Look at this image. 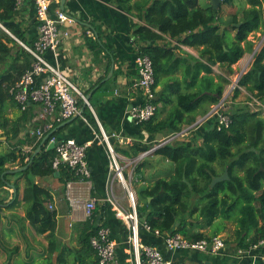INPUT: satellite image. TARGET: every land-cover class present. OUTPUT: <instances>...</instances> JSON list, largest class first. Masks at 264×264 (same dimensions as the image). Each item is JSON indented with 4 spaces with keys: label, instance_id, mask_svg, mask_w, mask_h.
<instances>
[{
    "label": "trees",
    "instance_id": "trees-1",
    "mask_svg": "<svg viewBox=\"0 0 264 264\" xmlns=\"http://www.w3.org/2000/svg\"><path fill=\"white\" fill-rule=\"evenodd\" d=\"M245 1L248 8L242 11L241 18L236 13L223 19L220 8L203 7L200 0H113L138 20L134 24L137 55L148 56L154 63L156 89L159 88L155 104L170 108L165 114L157 108L153 119L143 124L149 133L154 136L159 133L166 136L181 134L196 124L199 114L207 115L222 101L227 86L231 84L230 77L235 73L234 65L254 50L249 35L264 26V0ZM17 7V0H0V24L25 45L33 46L37 39L25 40L23 24L16 18ZM222 26L234 27L235 36L232 37L228 30L222 34ZM0 37L13 46L18 45L1 28ZM96 45L92 47L97 49ZM180 45L194 49L198 57L184 51ZM19 46L22 53L13 56L12 48L0 41V64L9 67L0 74V113L7 102L15 104L10 90L33 61L32 56ZM135 72L137 74V70ZM238 86L245 88L252 96V102L256 100L264 106V46L255 55L251 68L239 79ZM241 92L239 88L234 90V103ZM233 106L226 109L233 121L229 129L218 130L214 123L203 135L201 143L196 141L197 135L192 143H169L155 151L172 162L174 171L170 178L156 180L142 190L143 201L137 200V213L140 221H145L153 231H159L161 237L178 233L190 241L211 240L219 233V228L211 235L193 232L194 228L213 227L218 219L230 220L235 216V246L227 249V253L237 254L240 249H247L264 237V117L261 111H252L248 104ZM84 115L95 124L89 111L86 110ZM12 126L14 128L8 129L9 120L0 118V129L4 134L8 137L7 130H10L12 139H17L21 129L16 123ZM31 137L28 133L17 143L33 144L35 138ZM45 144L33 161V153L23 154L20 149L0 151V204L7 203L9 197L10 192L5 189L7 181L18 175L15 183L17 199L9 208L22 201L25 203L26 215L22 221L28 222L35 233L48 234L52 255L58 226L57 212L47 207L53 199L49 190L36 184L32 178L56 176L64 185L81 178L67 167L54 169L55 150L47 149ZM39 145L41 143L36 147ZM148 150L138 146L131 149L136 156ZM15 164L28 168L20 174H4ZM226 169L230 179L212 187L213 177H221ZM136 170L138 172L140 166ZM24 178L26 186L19 193V183ZM95 211V215L80 224V248L77 254L70 252L75 255L77 263L74 264H98L91 239L108 225L104 223V217H100V209ZM190 252L178 251L184 255ZM88 258L90 262H87ZM57 264L69 263L61 256Z\"/></svg>",
    "mask_w": 264,
    "mask_h": 264
},
{
    "label": "crops",
    "instance_id": "crops-1",
    "mask_svg": "<svg viewBox=\"0 0 264 264\" xmlns=\"http://www.w3.org/2000/svg\"><path fill=\"white\" fill-rule=\"evenodd\" d=\"M52 1L51 15L55 16L57 11H63L73 20V23L60 26L62 30H70L71 35L63 39L58 57L55 58L52 53H47L45 58L53 65H59L61 71L79 91L86 97L90 96L89 105L84 107V103L81 102L79 114L68 122L57 125L54 133L59 140L74 139L77 143L88 146L87 161L91 170V179L72 181V190L69 192L68 183L67 185L62 184L56 176L32 178L36 184L49 190L53 199L47 203V207L51 204L58 216V226L54 237L55 250L51 255L48 234L39 235L28 222L22 221L26 215L25 203L22 201L14 208H9V205L17 199L18 190L15 183L19 176L10 177L5 186V189L10 192L7 203L0 204V219L5 222L1 223L4 226L0 231V264H57V259L61 256L69 264L77 263L75 255H71L70 252L77 254L80 248L79 227L89 219L84 212L83 203L92 197L97 198L100 217H104V223L106 222L111 230V237L117 245L119 264H135L129 226L116 216L117 209L131 211V203L125 187L112 169L111 156L107 144L102 139V133L110 137L111 147L118 156V163L123 169L124 180L132 188L139 202L143 201L141 194L143 189L156 180L170 178L174 171L172 162L155 154V151L150 152L160 140L167 136L162 133L152 135L144 125H137L130 116L131 108L139 100L138 93L130 91L132 83L137 79L134 68L137 57L134 24L138 20L126 13L113 0ZM16 18L23 24L25 40L37 39L38 21L33 0H24L17 7ZM0 28L7 34V29L1 24ZM14 40L19 45L20 40L17 38ZM96 44L97 49L92 47ZM180 47L198 57L195 50L183 45ZM113 78L115 79L111 81ZM158 91L159 88H157V93ZM10 104H13L16 112L5 116L9 120L8 129L14 128L12 125L16 123L21 129V134L19 138L12 139V131L7 130L9 132L7 137L4 130L0 129L3 132L0 138L4 140L1 141L0 151L16 148L20 149L23 154L33 153L36 157L45 142L44 146L47 149H53L54 145L49 143L48 139L39 142L33 137L35 138L33 144L20 145L17 143L19 139H24L31 130L38 126L41 127L43 123L37 119L39 110L37 106H31L27 111H22L16 102L15 104L10 102ZM157 107L162 109L164 114L170 109L162 105H157ZM4 109H6V104ZM86 110L90 112L95 124L85 117ZM198 111L200 112V109ZM24 112L27 114L23 115ZM209 115L210 113L206 116L199 114L196 129L193 132L191 130V132L177 135L170 143L185 142L188 136L192 138L199 135L201 128L199 124ZM202 138L197 137L198 141H196L201 143ZM193 141L194 139L190 142ZM37 143L41 145L36 147ZM135 146L147 147L149 150L136 156L131 151ZM139 166L140 170L137 172L136 169ZM8 168L7 172H13L23 167L15 164ZM25 186L26 178L19 183V193L23 192ZM68 193L75 199L81 200V206L73 207ZM230 220H234V217ZM218 228L220 231L216 236L222 237L227 247L225 253L221 255H206L192 251L184 255L170 251L163 237L147 232L144 228H141L140 235L144 243L159 247L171 263L185 261L194 264H249L248 258L231 254V251L227 253V249L235 246V237L231 238L229 234L222 235V226ZM208 229L212 231L210 234L216 231L212 230V227H204L194 228L193 232L208 234ZM87 262H90L89 258Z\"/></svg>",
    "mask_w": 264,
    "mask_h": 264
},
{
    "label": "built area",
    "instance_id": "built-area-1",
    "mask_svg": "<svg viewBox=\"0 0 264 264\" xmlns=\"http://www.w3.org/2000/svg\"><path fill=\"white\" fill-rule=\"evenodd\" d=\"M23 1L17 0V6L19 7ZM33 1L36 6V18L39 22L37 40L33 46H27L18 41L32 56L33 61L30 68L24 72L10 92L22 111H27L31 106L39 108L37 119L43 125L31 130L30 134L39 142L48 139V142L54 145L56 155L52 161L53 168L67 167L82 180H90L91 170L87 161L88 146L79 144L74 139L59 140L54 133L57 125L68 122L79 114L81 102L88 104L86 96L65 76L59 65H53L45 58L47 53H52L55 58L58 57L63 39L71 35L70 30H62L60 26L63 24L71 25L73 20L63 11H57L55 16H52V0ZM134 64L137 70V79L132 83L130 91L137 92L139 100L131 108L130 116L137 125H143L153 119L158 108L155 104L157 98L155 68L153 61L148 56L137 55ZM236 88L241 87L234 85V89ZM254 101L258 103V101ZM225 102L224 98L219 105L214 107L211 114L216 118L215 126L218 130L229 129L233 123L230 115L225 113L226 110L225 112L221 111L225 107ZM260 111L264 116L263 105ZM191 130L192 127L181 134ZM177 135L180 134H171L160 140L158 145L150 152L169 144ZM102 139L108 146L112 169L125 187L131 203V211L126 212L123 209H117L116 216L129 226L134 263L172 264L159 247L142 241L141 228L158 236H161V234L159 231H153L145 221H140L137 213V197L124 180L123 169L118 163V156L111 147L110 137L103 132ZM71 182L68 183L69 192L72 190ZM68 198L73 207L81 206V200L75 199L70 193H68ZM97 205L98 200L95 197L89 198L83 203L84 212L88 218L93 216ZM48 208L54 210L51 204ZM164 242L167 248L173 252L192 251L206 255H221L225 253L227 248L224 239L220 236H214L211 240L190 241L177 233L164 237ZM91 245L97 252L98 264H119L117 245L111 239V230L108 227H102L98 231L97 235L91 239ZM237 256L248 258L249 264H264V237L253 243L249 248L240 249Z\"/></svg>",
    "mask_w": 264,
    "mask_h": 264
},
{
    "label": "rangeland",
    "instance_id": "rangeland-1",
    "mask_svg": "<svg viewBox=\"0 0 264 264\" xmlns=\"http://www.w3.org/2000/svg\"><path fill=\"white\" fill-rule=\"evenodd\" d=\"M232 1L233 2H231L229 0V3L222 2L219 5L220 16L223 19H226L230 15L236 14V13L239 14L240 18H241L242 11L244 9L248 8L247 3H246L245 0H232ZM200 5L203 6V7L209 6V5H211V0H200ZM222 28H223V26H222ZM226 30H228L230 32L232 37L235 36L236 30H235L234 27H232V26L225 27L224 26V31H226ZM249 40L254 42V50H253V52L246 53L245 56L236 65H234L235 73H234V75L232 77H230L231 84L228 85L227 88H226V92H225L224 97H223V99L225 98L226 102H225L224 109H221L222 112H225L227 107H228V109L235 107V106H233V104L234 105L238 104L240 107L245 106L246 104H248L252 111H260V108L262 106L260 103H257L254 100L252 102L250 100L252 98V96L245 90V88H239L242 92H241L240 96L237 98L235 103L232 100L233 92L235 90L234 89L235 83L238 82L239 79L242 77V75H244L251 68V65H252V63L254 61L255 55L264 46V26L258 32L251 33L249 35ZM0 41H3L6 45H8V47H11L13 45L11 43H7L1 37H0ZM11 48H12V55L13 56H17V55L22 53L21 47L19 45H17V44H14V46H12ZM21 60H23V59H21ZM8 62H11V60L9 59ZM6 68L9 69L7 64H5V63L4 64H0V74H2L3 70L6 69ZM215 71L217 73H220V70L217 67H215ZM10 102H7L9 104H6V109H4V110L2 109L3 113H0V118H2V119L6 118L5 116L7 114L10 115L11 113H15L16 112V110L14 109L13 104H10ZM216 106H214V107H216ZM214 107L211 108V110L209 112L210 115L207 118L203 119L201 121V124H199V125H201V129H205L204 132H202V133L200 132V134L198 135V137H200V138L203 137V135L206 133L207 130H210L213 127V124L216 121V118L214 116H211ZM1 108H4V107H1ZM202 116H204V115L202 114ZM196 127H197V125L192 126V132L196 129ZM2 135H3V132L0 131V137L1 138H2ZM196 136L197 135H195L192 138H190V136H188L185 140L187 141V143L188 142L192 143L190 141L193 140V139H196ZM1 138H0V141H4V140H1ZM235 219H236V216L234 217V220H227V221H224L225 219L220 218V220L218 219L217 222L214 224V226L212 227V230H216V228H218V226L219 227L222 226V230H223L222 235L229 234V235H231V238L236 237L235 236V232L237 230V223H236ZM3 222L4 221L2 219H0V231H1V228L4 226V224H1ZM9 224H12V223L9 222ZM205 227L211 228L209 226H205ZM234 229H235V231H234ZM208 232H209L208 235H211L210 233L212 231L210 229H208Z\"/></svg>",
    "mask_w": 264,
    "mask_h": 264
},
{
    "label": "water",
    "instance_id": "water-1",
    "mask_svg": "<svg viewBox=\"0 0 264 264\" xmlns=\"http://www.w3.org/2000/svg\"><path fill=\"white\" fill-rule=\"evenodd\" d=\"M222 2H225V3H229V0H211V5L214 7V8H219V5L222 3ZM239 26V25H238ZM7 32V31H6ZM224 33V27L222 28V34ZM7 34H9L13 39L15 38L13 35H11L9 32H7ZM235 85H238V82L235 83ZM87 99V102L89 104V100H90V96H87L86 97ZM87 103H84V107H87L88 106ZM197 124V123H196ZM35 158V156L32 157L31 161H33ZM28 166L26 167H23L19 170H14L13 172H5L4 174H7V173H12V174H17V173H20V172H23L26 170ZM263 169V167H262ZM230 177H229V172H228V169H226L225 173L221 176V177H213V181H212V184L211 186L214 187L216 184L220 183V182H223V181H226V180H229ZM11 186L13 189L15 188L13 185H9Z\"/></svg>",
    "mask_w": 264,
    "mask_h": 264
},
{
    "label": "clouds",
    "instance_id": "clouds-1",
    "mask_svg": "<svg viewBox=\"0 0 264 264\" xmlns=\"http://www.w3.org/2000/svg\"><path fill=\"white\" fill-rule=\"evenodd\" d=\"M10 33V32H9ZM196 125V124H195Z\"/></svg>",
    "mask_w": 264,
    "mask_h": 264
}]
</instances>
